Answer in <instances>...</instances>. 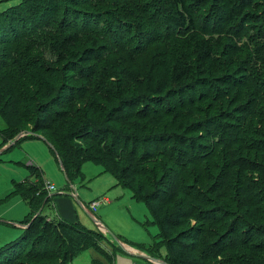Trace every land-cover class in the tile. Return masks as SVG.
Returning <instances> with one entry per match:
<instances>
[{"label":"trees","instance_id":"16d2710c","mask_svg":"<svg viewBox=\"0 0 264 264\" xmlns=\"http://www.w3.org/2000/svg\"><path fill=\"white\" fill-rule=\"evenodd\" d=\"M0 48L5 141L42 135L67 186L87 161L114 174L159 227L154 257L165 246L169 264H264V224L246 215L264 206V160L243 152L247 124L233 121L247 105L223 106L264 59V0H19L0 10ZM252 132L246 150L264 152V126ZM29 169L35 180L14 192L30 224L0 247V264L52 258L49 242L71 264L104 235L39 213L51 195Z\"/></svg>","mask_w":264,"mask_h":264},{"label":"rangeland","instance_id":"374dc122","mask_svg":"<svg viewBox=\"0 0 264 264\" xmlns=\"http://www.w3.org/2000/svg\"><path fill=\"white\" fill-rule=\"evenodd\" d=\"M17 2L19 0H0V10ZM102 7H106V5ZM102 7L98 6V8H94L103 10ZM242 43H244V40ZM0 50L3 52L5 49L0 48ZM249 68L251 69L248 72L249 74L251 73L249 80L252 82L243 85L240 89L241 92L237 88L235 89L232 94L231 105L228 104L229 102L223 105L224 102L222 101H219V104L222 102L221 106L223 105L224 108L232 107L233 109H237L236 107L238 105H247L248 111L241 112L240 116H237L236 120L233 121L242 123L243 126L247 124V132L242 142L245 145L243 152L264 160V152L246 150L250 147L253 139L257 138L252 131L254 129H261L264 126V81L258 80L264 78L263 57L261 56L253 63H250ZM202 94L204 95V93ZM211 102L212 100H206V102L200 104L199 96L194 101L195 104L205 105L204 108H207L208 104L211 105ZM208 110L207 113L215 111L212 108ZM162 123L171 124L170 130H173L176 125L173 124V121H169L168 118H163ZM27 126L29 125L27 124ZM5 127L6 121L0 115V247L22 233L23 228L17 224H23L30 212V207L21 193L14 192L16 182L22 181L26 177L35 180V176L31 175L29 169L30 164L33 163L41 168L46 183L49 182L56 185L57 190L53 193H65L64 190L70 186H67L68 181L66 176L54 152L45 140L37 137L19 140L27 135L26 131H22L10 140L5 141L4 134L1 132ZM20 134H23V136L17 139L19 141L13 145L16 137ZM259 138L264 137L259 136ZM82 170L84 174L73 179L70 183L74 184L78 195L77 198L81 202H84L79 203L76 200V209L81 219H88V222H90L89 228L98 229L104 236L101 235L97 239V244L92 242L84 243V246L74 253L71 264H103L106 261V254L103 250L112 253V264H157L136 256L139 252H132L128 248L125 249L116 239L120 238L132 248L149 254L148 249L154 245L159 233V227L154 222L147 203L142 199L133 197L131 190L118 183L116 176L105 171L101 165L87 161L82 165ZM49 197V199L45 198L47 202L51 200V196ZM103 197H107L109 202L102 201ZM92 200L100 201L94 211L98 218L105 224L106 229L104 230L98 227L84 209L81 208L82 204L86 203L85 205H87ZM250 208L252 210L248 209L247 211L251 215H254L253 211L258 215L253 217L248 216L246 213L248 221H251L255 225L258 223L264 224V206L259 205L254 209L252 207ZM43 213L47 217H51L54 214L49 204L46 205ZM195 222V219L192 220V223ZM211 225L213 224L211 223ZM86 226L88 227V225ZM63 230L66 231L65 228ZM66 232L69 234L68 231ZM98 246L103 249H100ZM63 247L61 246L60 249L62 250ZM55 249L56 247L53 245V242H49L47 251H49L52 258H30L25 256L22 259L37 264H58L61 260L55 258V255L50 251H56ZM237 251L243 252L248 257L251 255L248 250L238 249ZM165 255L166 247L162 246L156 258L162 259L167 263L162 258ZM99 260L102 262H99Z\"/></svg>","mask_w":264,"mask_h":264},{"label":"crops","instance_id":"0c3cea01","mask_svg":"<svg viewBox=\"0 0 264 264\" xmlns=\"http://www.w3.org/2000/svg\"><path fill=\"white\" fill-rule=\"evenodd\" d=\"M32 138H36V137H32ZM66 176V175H65ZM67 179V178H66ZM56 186V185H55ZM57 188V187H56ZM64 192L61 193H50L51 195V200L48 201L47 203L45 202L44 205L40 208L39 213L41 211L44 212V208L46 207L47 204H49L52 207L53 210V215L51 217H48L49 219L55 218V219H61L63 221L69 222V223H80L82 225H88V227H90V222H88L87 218H82L79 216L77 209H76V200L79 203H84L81 202L77 197V193L76 190L74 188V184H70V186L68 188H66ZM47 200V199H46ZM93 201H97V200H92L89 204L85 205V206H89L91 205V203ZM102 201H107L109 202V199L107 197H103ZM84 206L81 205V208H83ZM96 210V209H94ZM84 211L91 217V219L94 221V223L101 229H106L105 224L102 222V220H100V218H98V216L95 214V211H93L94 216L91 214V212H88V210L84 209ZM21 224V223H19ZM18 225V224H17ZM21 227V226H20ZM87 227V226H86ZM23 228V227H21ZM99 228V229H100ZM120 239V238H118ZM123 243V245L128 248L130 251L132 252H139V254H146V255H150L147 254V252H143V251H138L137 249L132 248L129 244H126L122 239H120ZM138 256V255H136ZM139 257V256H138ZM146 259V258H144ZM149 262L152 263V261L150 259H146ZM136 262V261H135Z\"/></svg>","mask_w":264,"mask_h":264},{"label":"water","instance_id":"95a60500","mask_svg":"<svg viewBox=\"0 0 264 264\" xmlns=\"http://www.w3.org/2000/svg\"><path fill=\"white\" fill-rule=\"evenodd\" d=\"M28 134H30V135H32V134H35V135H38L41 139H43V140H45V138L42 136V135H39V134H37V133H33L32 131H27V135ZM23 136V134H20V135H18L17 137H16V140L17 139H19L20 137H22ZM48 143V142H47ZM49 145H51V144H49ZM29 224L30 223H28V224H18L19 226H21V227H23V228H26V227H28L29 226ZM117 239V241L126 249V247L123 245V243L118 239V238H116ZM138 256L139 257H141V258H146V259H150L151 261H153V262H155V263H157V262H159V263H162V264H168V263H166L164 260H162V259H159V258H156V257H153V256H150V255H146V254H138Z\"/></svg>","mask_w":264,"mask_h":264},{"label":"built area","instance_id":"2783aa9c","mask_svg":"<svg viewBox=\"0 0 264 264\" xmlns=\"http://www.w3.org/2000/svg\"><path fill=\"white\" fill-rule=\"evenodd\" d=\"M46 190L49 192V193H51V192H53V191H56L57 190V188H56V186H55V184L54 183H46ZM99 202L100 201H93L92 203H91V205H90V207L89 206H85L84 204H82V206H84L83 208L86 210H88V212H91V214L94 216V209H96V207H97V205L99 204ZM135 264H137V263H135Z\"/></svg>","mask_w":264,"mask_h":264}]
</instances>
